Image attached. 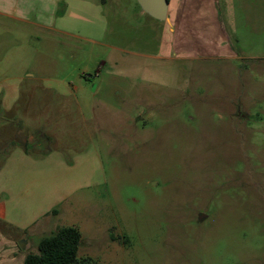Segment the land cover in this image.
<instances>
[{"label":"rangeland","instance_id":"1","mask_svg":"<svg viewBox=\"0 0 264 264\" xmlns=\"http://www.w3.org/2000/svg\"><path fill=\"white\" fill-rule=\"evenodd\" d=\"M67 2L0 19L8 233L38 252L75 226L104 264H264V0H218L230 57L178 56L137 0Z\"/></svg>","mask_w":264,"mask_h":264},{"label":"crops","instance_id":"2","mask_svg":"<svg viewBox=\"0 0 264 264\" xmlns=\"http://www.w3.org/2000/svg\"><path fill=\"white\" fill-rule=\"evenodd\" d=\"M60 1L0 0V19L9 18L49 26L57 16L65 17L69 12L71 4L64 0L66 5L60 10ZM93 1V12L103 15V0ZM218 4V0H169L168 15L169 22L173 24L172 44L175 54L183 57L234 55L223 28ZM24 153L28 154L25 150ZM12 156L13 153L7 155V164L16 161ZM4 217L5 204L0 199V220L3 221L0 224V264H23L27 251L17 245L21 235L8 233Z\"/></svg>","mask_w":264,"mask_h":264},{"label":"trees","instance_id":"3","mask_svg":"<svg viewBox=\"0 0 264 264\" xmlns=\"http://www.w3.org/2000/svg\"><path fill=\"white\" fill-rule=\"evenodd\" d=\"M81 232L75 226H63L44 236L38 252H27L23 264H104L90 257H78Z\"/></svg>","mask_w":264,"mask_h":264},{"label":"water","instance_id":"4","mask_svg":"<svg viewBox=\"0 0 264 264\" xmlns=\"http://www.w3.org/2000/svg\"><path fill=\"white\" fill-rule=\"evenodd\" d=\"M142 9L158 20H168L169 0H137ZM1 155V154H0ZM26 240L22 239L19 244L22 248L26 246Z\"/></svg>","mask_w":264,"mask_h":264}]
</instances>
